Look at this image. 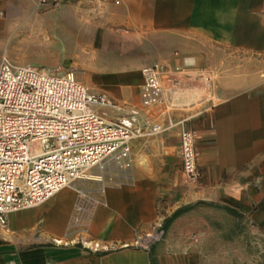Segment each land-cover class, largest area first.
Listing matches in <instances>:
<instances>
[{
    "label": "crops",
    "instance_id": "crops-1",
    "mask_svg": "<svg viewBox=\"0 0 264 264\" xmlns=\"http://www.w3.org/2000/svg\"><path fill=\"white\" fill-rule=\"evenodd\" d=\"M54 1L0 0V30L42 28L51 37L47 46L56 49L44 50L64 54L81 47L86 29L95 37L123 30L135 44L128 51L138 54L115 55L95 38L99 48L87 49L75 65L94 83L90 92L138 108L141 71L159 65L163 87L179 83L187 106L145 115L162 131L134 139L127 181L93 198L83 236L107 252L92 253L77 241L54 244L68 236L76 204L66 188L7 217L0 264H264V0ZM54 17L67 24L60 30L43 24ZM214 68H227L225 77L214 79ZM182 119L196 135L197 182L181 170L176 123ZM159 219L169 221L160 242L147 250L122 246Z\"/></svg>",
    "mask_w": 264,
    "mask_h": 264
},
{
    "label": "built area",
    "instance_id": "built-area-1",
    "mask_svg": "<svg viewBox=\"0 0 264 264\" xmlns=\"http://www.w3.org/2000/svg\"><path fill=\"white\" fill-rule=\"evenodd\" d=\"M118 6L121 0H97ZM54 0H39L47 6ZM264 27V5L259 11ZM140 105L126 108L105 94H94L73 72L51 74L42 69L0 61V228L10 214L39 207L63 189L76 192V204L65 239L56 246L78 242L92 253L109 247L85 239L93 199L74 188L96 181L105 187L124 184L133 168L132 141L149 130L158 134V123L143 117L162 109L170 114L184 109L185 91L177 82L162 85L163 72L156 66L141 71ZM209 79L206 78L205 81ZM111 113L116 116L111 117ZM182 119L179 131L181 170L188 182H197L196 135ZM78 233L82 238H70ZM165 235L163 220L137 235L131 245L147 250Z\"/></svg>",
    "mask_w": 264,
    "mask_h": 264
},
{
    "label": "rangeland",
    "instance_id": "rangeland-1",
    "mask_svg": "<svg viewBox=\"0 0 264 264\" xmlns=\"http://www.w3.org/2000/svg\"><path fill=\"white\" fill-rule=\"evenodd\" d=\"M42 20L41 21L43 22V24L44 23L46 24L47 22L50 24L54 23L55 28L58 30L62 29L61 27H64V25L67 24V22H65L64 20L59 18L55 19V17L53 19L44 18ZM18 22L20 23V21ZM56 29L54 33H57ZM41 31L42 28L35 29L34 31L33 30L29 31V29H26L24 26L14 28L13 25H11L10 29H6L5 31L0 30V61L1 58L4 57L13 66H17V67L31 66L39 69L43 68L45 71L51 74L73 72L77 77V79L83 85H85L86 87L87 86L92 87L94 86V83H86L84 81L83 68H79L78 66L75 65H78L77 62L79 60H82L84 57H86L87 49L99 48V46H97L94 41L95 38L97 40L96 41L97 43L102 42L103 46L107 47V49L115 55L138 54L135 52L131 53L130 51H128L134 48L135 44L133 43V39L128 38L125 32L120 29H114L107 35L102 34V35H97L96 37L93 33L90 34L89 32L90 30L86 29L85 35L83 36V41H80L82 43L81 47L79 49L76 48L77 50L75 48L73 49V47L70 49L68 48L67 51L65 52L67 56L63 52L58 53L57 51L54 50L48 52L45 51L44 49L49 48V46H47L49 43L48 38L51 37L48 36L47 34L39 33ZM94 31L95 30H92V32ZM49 49H55V47L54 48L50 47ZM45 54L50 55L49 57H56V56L58 57L59 55V59H58L59 61L55 62L52 59L48 60ZM102 54L105 55V53ZM70 56L74 57L73 60H69ZM72 62H75L76 64H73ZM64 63L65 65H63ZM155 66L158 67L164 73V68H162L159 65H155ZM253 70H260V69H253ZM211 71L214 73L212 74L215 76L213 77L214 79H218V78L222 79V76L225 77L226 75L225 72L227 71V68H218V69L214 68ZM213 78H211V81L209 83L211 87H214V85L216 86V84L213 83L214 82ZM74 188L87 191L89 197L93 199L95 195L100 194V190L103 188V185L99 182L91 181V182L79 183ZM109 188L110 187H105V190ZM88 209H90V206L88 207Z\"/></svg>",
    "mask_w": 264,
    "mask_h": 264
},
{
    "label": "trees",
    "instance_id": "trees-1",
    "mask_svg": "<svg viewBox=\"0 0 264 264\" xmlns=\"http://www.w3.org/2000/svg\"><path fill=\"white\" fill-rule=\"evenodd\" d=\"M176 215H178V213H176L174 216H176ZM168 222H169V221H165V222L163 223V228H164L165 225L168 224Z\"/></svg>",
    "mask_w": 264,
    "mask_h": 264
}]
</instances>
